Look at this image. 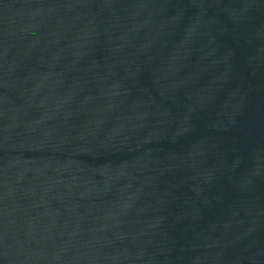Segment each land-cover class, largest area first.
<instances>
[{"label":"water","instance_id":"1","mask_svg":"<svg viewBox=\"0 0 264 264\" xmlns=\"http://www.w3.org/2000/svg\"><path fill=\"white\" fill-rule=\"evenodd\" d=\"M0 264H264V0H0Z\"/></svg>","mask_w":264,"mask_h":264}]
</instances>
